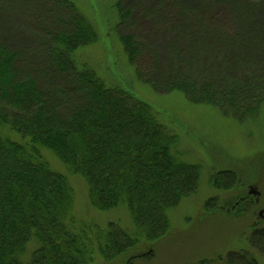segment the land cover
Returning <instances> with one entry per match:
<instances>
[{
  "label": "trees",
  "instance_id": "16d2710c",
  "mask_svg": "<svg viewBox=\"0 0 264 264\" xmlns=\"http://www.w3.org/2000/svg\"><path fill=\"white\" fill-rule=\"evenodd\" d=\"M111 8L117 23L109 37L137 79L158 94L180 92L190 104L211 106L225 119L264 123V64L255 60L264 52V37L248 30L259 26L264 0H112ZM30 15L39 24L24 27L31 42L22 46L11 32H22L17 20ZM3 23L0 264L141 259L136 255L142 241L151 245L165 236L170 210L196 192L202 163L184 161L177 134L149 104L107 85L81 60L82 49L103 39L75 0H0ZM126 24L149 28L150 36L118 34L117 26ZM144 53L153 60L151 78L138 65ZM29 54L45 64L44 80L25 62ZM49 157L64 172L55 170ZM62 173L85 181L95 211L125 209L130 228L78 222ZM209 184L229 195L218 202L209 198L206 212L226 211L229 196L237 206L246 195L229 169L215 172ZM247 242L246 250L194 264H261L264 222L249 228Z\"/></svg>",
  "mask_w": 264,
  "mask_h": 264
},
{
  "label": "rangeland",
  "instance_id": "374dc122",
  "mask_svg": "<svg viewBox=\"0 0 264 264\" xmlns=\"http://www.w3.org/2000/svg\"><path fill=\"white\" fill-rule=\"evenodd\" d=\"M75 1L81 14L98 28L103 39L101 43L100 39L98 44L82 49L81 60L91 67L94 66L97 75L107 85L128 91L136 99L149 104L177 134L178 150L182 153L184 161L203 165L196 192L170 210L168 233L151 245L142 241L139 248L141 251L136 255L142 258H135L132 264H194L200 260H217L229 252L246 250L249 228L254 223L264 222L263 121L238 123L234 119H225L211 106L190 104L180 92L167 95L156 93L137 79L133 67L121 56L117 43L109 37L110 31L117 23L113 18L112 0ZM4 19L6 20L7 16ZM261 19L259 26L248 28L249 32L255 33L258 38L264 37V11ZM17 21L22 26V32H11V36L22 46L30 44L31 35L24 27L34 23L38 25L37 16L30 15ZM126 25L122 28L117 26V33H132L139 38L150 36L149 28ZM4 26L5 23L0 29ZM230 60L236 64L237 56L231 54ZM255 60L263 65L264 52H259ZM25 62L30 64L31 70L39 76V80H44L45 73L42 72L45 71V64L41 58L29 54ZM151 62L153 60L150 54H141L138 65L142 73L149 78L154 74ZM49 161L55 170L64 172L52 157H49ZM221 169L236 172L245 186L243 191L246 190V195L237 206H233L234 196H229V199L224 201L231 202L226 211L224 209L206 212L204 204L209 198H215L218 202L229 195L215 192L209 184V178ZM67 176L74 194L73 214L78 222L85 226L97 225L101 229L109 223L118 224L123 229L130 228L132 221L125 209L117 208L103 213L95 211L89 204L85 181L79 176ZM249 188L255 189L259 196L249 195ZM241 209H245L243 213ZM260 263L264 264V260L261 259ZM93 264L118 263H107L97 258Z\"/></svg>",
  "mask_w": 264,
  "mask_h": 264
},
{
  "label": "water",
  "instance_id": "95a60500",
  "mask_svg": "<svg viewBox=\"0 0 264 264\" xmlns=\"http://www.w3.org/2000/svg\"><path fill=\"white\" fill-rule=\"evenodd\" d=\"M249 194H251V195H258V193L256 192V190H254L253 188H250Z\"/></svg>",
  "mask_w": 264,
  "mask_h": 264
}]
</instances>
